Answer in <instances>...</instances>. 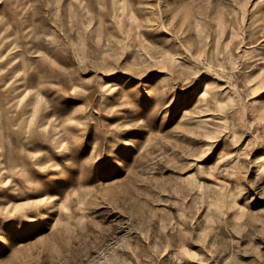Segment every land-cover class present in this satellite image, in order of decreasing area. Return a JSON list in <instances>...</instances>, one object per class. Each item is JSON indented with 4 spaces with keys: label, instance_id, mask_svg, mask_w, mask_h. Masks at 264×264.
<instances>
[{
    "label": "rangeland",
    "instance_id": "374dc122",
    "mask_svg": "<svg viewBox=\"0 0 264 264\" xmlns=\"http://www.w3.org/2000/svg\"><path fill=\"white\" fill-rule=\"evenodd\" d=\"M0 264H264V0H0Z\"/></svg>",
    "mask_w": 264,
    "mask_h": 264
}]
</instances>
